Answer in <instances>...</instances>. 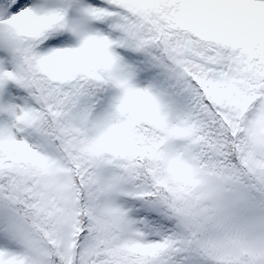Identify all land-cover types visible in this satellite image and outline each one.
<instances>
[{
    "label": "snow or ice",
    "instance_id": "1",
    "mask_svg": "<svg viewBox=\"0 0 264 264\" xmlns=\"http://www.w3.org/2000/svg\"><path fill=\"white\" fill-rule=\"evenodd\" d=\"M0 264H264V0H0Z\"/></svg>",
    "mask_w": 264,
    "mask_h": 264
}]
</instances>
